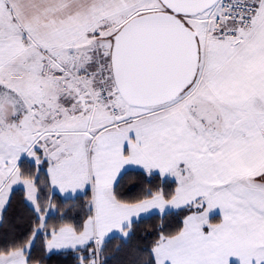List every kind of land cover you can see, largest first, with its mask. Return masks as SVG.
Listing matches in <instances>:
<instances>
[{"label": "snow or ice", "instance_id": "snow-or-ice-1", "mask_svg": "<svg viewBox=\"0 0 264 264\" xmlns=\"http://www.w3.org/2000/svg\"><path fill=\"white\" fill-rule=\"evenodd\" d=\"M53 258L264 264V0H0V264Z\"/></svg>", "mask_w": 264, "mask_h": 264}, {"label": "trees", "instance_id": "trees-1", "mask_svg": "<svg viewBox=\"0 0 264 264\" xmlns=\"http://www.w3.org/2000/svg\"><path fill=\"white\" fill-rule=\"evenodd\" d=\"M13 211H16V206H14ZM51 264H59V261L57 258H53Z\"/></svg>", "mask_w": 264, "mask_h": 264}]
</instances>
